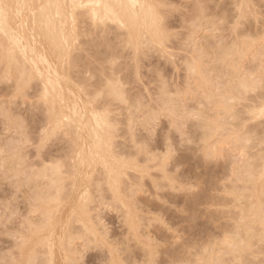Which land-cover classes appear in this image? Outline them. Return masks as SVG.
I'll list each match as a JSON object with an SVG mask.
<instances>
[{"label": "rangeland", "instance_id": "rangeland-1", "mask_svg": "<svg viewBox=\"0 0 264 264\" xmlns=\"http://www.w3.org/2000/svg\"><path fill=\"white\" fill-rule=\"evenodd\" d=\"M20 1H0V264H264V212L244 216L264 205V0H133L130 30L124 0ZM79 131L103 148L75 165Z\"/></svg>", "mask_w": 264, "mask_h": 264}, {"label": "bare ground", "instance_id": "bare-ground-1", "mask_svg": "<svg viewBox=\"0 0 264 264\" xmlns=\"http://www.w3.org/2000/svg\"><path fill=\"white\" fill-rule=\"evenodd\" d=\"M0 1H1V0H0ZM4 1L6 2V0H2V3H3ZM21 1H22V0H21ZM21 1H20V2H21ZM23 1H24V5H25V0H23ZM30 1H32V3H33V0H30ZM52 1H53V0H52ZM63 1H64V0H63ZM81 1H82V0H81ZM93 1H94V0H93ZM112 1H113V0H112ZM142 1H143V0H142ZM144 1H145V0H144ZM28 2H29V1H28ZM35 2H36V1H35ZM61 2H62V1H61ZM69 2H70V0H69ZM69 2H68V4H69ZM76 2H77V1H76ZM78 2H80V1H78ZM78 2H77V3H78ZM96 2H97V0L95 1V4H96ZM99 2H100V1H99ZM99 2H98V3H99ZM106 2L108 3V0H106ZM110 2H111V1H110ZM120 2H121V1H119V3H120ZM132 2H133V0H124V1H123L124 5H125V4H129V5H130V4H132ZM136 2H137V1H135L134 3H136ZM2 3H0L1 6H2ZM6 3H8V2H6ZM12 3H13V2H12ZM32 3H31V4H32ZM41 3H42V2H41ZM47 3H49V2L47 1ZM57 3H58V2H57ZM65 3H66V2H65ZM65 3H64V4H65ZM113 3H114V2H113ZM113 3H112V4H113ZM117 3H118V2H117ZM117 3H116V4H117ZM134 3H133V4H134ZM3 4H4V3H3ZM18 4H20V3L18 2ZM31 4H30V5H31ZM34 4H35V3H34ZM64 4H63V5H64ZM71 4H72V3H71ZM71 4H70V6H71ZM85 4L87 5L86 1H85ZM88 4H90V2H89ZM92 4H93V3H92ZM92 4H90V5H92ZM95 4H93V6H94ZM143 4H144V2H143ZM143 4H142V5H143ZM145 4H146V3H145ZM38 5H39V0H38ZM41 5H42V4H41ZM45 5H46V4H44V8L46 7ZM53 5H54V4H53ZM57 5H58V4H57ZM65 5H66V4H65ZM65 5H64V6H65ZM83 5H84V4H83ZM96 5H97V4H96ZM96 5H95V6H96ZM109 5H111V4H109ZM120 5H121V4H120ZM137 5H138V4H137ZM142 5H141V6H142ZM148 5H149V4H148ZM3 6H4V5H3ZM7 6L9 7V4H7ZM7 6H6V7H7ZM12 6L15 7V6H14V3H13ZM21 6H22V5H21ZM35 6H36V5H35ZM47 6L49 7V4H47ZM74 6H75V3H74V5H73V7H74ZM77 6H79V4H78ZM80 6H82V3H81ZM88 6H89V5H88ZM95 6H94L93 8H95ZM127 6H128V5H127ZM132 6H133V5H132ZM134 6H135V5H134ZM138 6H139V5H138ZM26 7H27V8H26ZM54 7H55V6H54ZM66 7H67V6H66ZM112 7H113V6H112ZM114 7H116V6H114ZM135 7H136V6H135ZM145 7H146V5H145ZM0 8H1V7H0ZM3 8L5 9V6H4ZM19 8H20V7H19ZM22 8H23V7H22ZM25 8L28 9V8H29L28 5L25 6ZM33 8H34V7H33ZM36 8H37V7H36ZM150 8H151V7H150ZM150 8H149V9H150ZM152 8H153V7H152ZM1 9H2V8H1ZM1 9H0V10H1ZM4 9H2V10H4ZM10 9H11V8H9V10H10ZM12 9H13V8H12ZM16 9H17V7H16ZM34 9H35V8H34ZM49 9H50V7H49ZM70 9H72V8H70ZM119 9H121V8L119 7ZM119 9L116 8L117 11L115 10V12H116V13L119 12ZM125 9H126V8H125ZM125 9H124V11H128V13H127V15H126L125 22H124L125 26L123 25V28H124V27H128V28H129L128 30H130V26H132L131 24H132V19H133V16H134V15L132 16V14H133L134 11H133V9L131 8V5H130L129 8H127L126 10H125ZM2 10H1V12H3ZM5 10H6V9H5ZM20 10H21V8H20ZM32 10H33V9H32ZM41 10H42V8H41ZM50 10H51V9H50ZM53 10H54V9H53ZM55 10L57 11V9H55ZM61 10H62V7H61ZM104 10H105V9H104ZM136 10H138V8H137ZM139 10H140V9H139ZM141 10H142V8H141ZM153 10H154V9H153ZM7 11H8V9H7ZM7 11H4V13L7 12ZM22 11H24V10H22ZM22 11H19V12L22 13ZM25 11H26V10H25ZM28 11H29V10H27V13H28V14H30V13L32 12L31 10H30L31 12H28ZM45 11H46L45 14L47 15V11H49V10H45ZM89 11H90V9H89ZM92 11H94V9H92ZM106 11H107V10H106ZM112 11H113V10H112ZM112 11H111V13H112ZM144 11H145V10H144ZM149 11H150V10H149ZM151 11H152V9H151ZM9 12L12 13L11 11H8V13H9ZM13 12H14V10H13ZM50 12H51V11H50ZM58 12H59V11H57V14H58ZM65 12H66V10H65ZM90 12H91V11H90ZM103 12H104V13H103ZM103 12H102V15H103V14L105 15V11H103ZM15 13L17 14V12H15ZM20 13H19V14H20ZM27 13H26V14H27ZM32 13H35V12H32ZM38 13H39V12H38ZM63 13H64V12H63ZM92 13H93V12H92ZM98 13H99V12H98ZM98 13H97V14H98ZM125 13H126V12H125ZM137 13H138V12H137ZM137 13H136V14H137ZM150 13H151V12H150ZM13 14H14V13H13ZM43 14H44V13H42V16L44 17ZM151 14H152V13H151ZM5 15H9V14H6V13H5ZM10 15H12V14H10ZM14 15H15V14H14ZM30 15H31V14H30ZM34 15H35V14H34ZM46 15H45V16H46ZM98 15H99V14H98ZM118 15H119V13H118ZM137 15H138V14H137ZM152 15H153V14H152ZM152 15H151V16H152ZM32 16H33V15H32ZM32 16H31V17H32ZM93 16H94V14H93ZM93 16H92V17H93ZM113 16H114V14H113ZM119 16H120V15H119ZM119 16H118V17H119ZM122 16H123V14H122ZM145 16L148 17V15H145ZM0 17H1V14H0ZM2 17H4V16H2ZM11 17H12V16H11ZM58 17H59V16H58ZM66 17H67V16H66ZM100 17H101V15H100ZM138 17H139V16H138ZM142 17H143V16H142ZM142 17H141V18H142ZM5 18H6V16H5ZM5 18H4V19H5ZM12 18H13V17H12ZM16 18H18V17H16ZM39 18H40V16H39ZM46 18H47V17H46ZM72 18H73V17H72ZM93 18H94V17H93ZM95 18H96V16H95ZM104 18L106 19V15H105V17H103L102 19H104ZM114 18H116V17H114ZM120 18H121V17H119V20H120ZM134 18H135V17H134ZM148 18H149V17H148ZM0 19H2V18H0ZM6 19H9V18H6ZM37 19H38V15H37ZM44 19H45V18H44ZM47 19H48V18H47ZM97 19H99V18H97ZM100 19H101V18H100ZM107 19H108V18H107ZM110 19H111V18H110ZM137 19H139V18H137ZM137 19H135V21H136ZM151 19L153 20V18H151ZM14 20H16V19L14 18ZM14 20L12 21L13 26H15V24H18L17 22H15V24H14ZM34 20H35V16H34ZM59 20H60V19H59ZM64 20H65V19H64ZM69 20H70V19H69ZM108 20H109V19H108ZM119 20H118V21H119ZM121 20H123V19H121ZM140 20L143 21V19H140ZM144 20H145V18H144ZM149 20H150V19H149ZM0 21H2V20H0ZM51 21H53V18L51 19ZM57 21H58V20H57ZM61 21H62V20H61ZM66 21H67V19H66ZM72 21H73V19L71 20V22H72ZM114 21H115V19H114ZM150 21H151V20H150ZM5 22H6V21H5ZM5 22H4V24H5ZM8 22H10V20H8ZM30 22H31V21H30ZM36 22H37V21H36ZM43 22H44V20H43ZM47 22H48V21H47ZM63 22H64V21H63ZM115 22H117V21H115ZM122 22H123V21H122ZM122 22H119V23H122ZM139 22H140V21H139ZM147 22H148V21H147ZM12 23H10V24L12 25ZM31 23H32V22H31ZM53 23H54V21H53ZM113 23H114V22H113ZM119 23H117V26H118ZM1 24H2V22H1ZM10 24H9V26H10ZM28 24H29V23H28ZM28 24H27V25H28ZM33 24H34V21H33ZM54 24H55V23H54ZM60 24H61V23H60ZM63 24H64V23H63ZM140 24H143V22L140 23ZM140 24H139V25H140ZM144 24H145V21H144ZM150 24H151V22H150ZM6 25H7V23L5 24V26H6ZM31 25H32V24H31ZM45 25H46V24H45ZM61 25H62V24H61ZM67 25H68V24H67ZM70 25H72V24H70ZM120 25H121V24H119V26H120ZM133 25H134V24H133ZM148 25H149V22H148ZM151 25H152V24H151ZM29 26H30V25H29ZM40 26H41V24H40ZM47 26H48V25H47ZM55 26H56V25H55ZM62 26H63V25H62ZM65 26H66V25H65ZM115 26H116V25H115ZM117 26H116V27H117ZM140 26H141V25H140ZM144 26H146V24H145ZM153 26H154V25H153ZM6 27H8V26H6ZM16 27H17V25H16ZM34 27H35V26H34ZM48 27H49V26H48ZM138 27H139V26L137 25V28H138ZM2 28H3V26H2ZM2 28L0 27V29H2ZM10 28H11V27H9V29H10ZM14 28H15V27H14ZM30 28L33 29L32 26H31ZM44 28H45V26H44ZM52 28H53V27H52ZM67 28H68V27H67ZM121 28H122V25H121ZM131 28H132V32H133V29L136 31L135 28H133V27H131ZM141 28H143V25H142ZM141 28H140L139 30H141ZM26 29H28V27H27ZM26 29H25L26 32H27L28 30L30 31V29H28V30H26ZM45 29H46V28H45ZM48 29H49V28H48ZM54 29H55V27H54ZM54 29H53V30H54ZM125 29H127V28H125ZM147 29H148V28H147ZM147 29H145V30H147ZM149 29H150V27H149ZM2 30L4 31V29H2ZM5 30H6V28H5ZM11 30H14V29H11ZM35 30H36V28H35L33 31H35ZM59 30H60V29H59ZM69 30H71V27L69 28ZM69 30H68V31H69ZM0 31H1V30H0ZM14 31H16V30H14ZM22 31H23V30H22ZM38 31H40V30L38 29ZM55 31H56V30H55ZM61 31L63 32V30H61ZM61 31H60V32H61ZM125 31H126V30H125ZM152 31H153V28H152ZM11 32H13V31H11ZM36 32H37V30H36ZM40 32H41V31H40ZM44 32H45V31H43V33H44ZM48 32H49V31H48ZM48 32H47V33H48ZM60 32H59V33H60ZM263 32H264V31H263ZM4 33H5V32H4ZM4 33H3V34H4ZM16 33H17V35L19 34L18 31H16ZM33 33H34V32H33ZM33 33H32V35L34 36ZM50 33H52V32H50ZM55 33H57V32H55ZM59 33H58V34H59ZM126 33H128V32H126ZM126 33H125V34H126ZM133 33H134V32H133ZM1 34H2V33H1ZM3 34H2V35H3ZM6 34H9V33L7 32V30H6ZM6 34H5L4 36L7 37ZM12 34H13V33H12ZM22 34H23V33H22ZM30 34H31V33H30ZM38 34H39V33H38ZM61 34H62V33H61ZM152 34L154 35V32H153ZM263 34H264V33H263ZM32 35H31V36H32ZM44 35H45V34H44ZM48 35H49V34H48ZM64 35H66V34H64ZM136 35H137V34H136ZM153 35H152L153 39H156V38H154ZM4 36H3V38H4ZM20 36H21V35H20ZM54 36H55V35H54ZM59 36H60V34L58 35V38H59ZM126 36H130V35H126ZM138 36H139V34H138ZM1 37H2V36H1ZM9 37H11V36H9ZM9 37H8V38H9ZM14 37H15V36H14ZM38 37H39V36H38ZM42 37H43V35H42ZM49 37H50V36H49ZM135 37H136V36H135ZM11 38H12V37H11ZM21 38H23V35L21 36ZM32 38H33V37H32ZM43 38H44V37H43ZM43 38H42V39H43ZM67 38H68V37H67ZM127 38H128V37H127ZM133 38H134V36H133V34H132V39H133ZM139 38H140V37H139ZM12 39H13V38H12ZM23 39H24V38H23ZM47 39H48V38H47ZM32 40H33V39H32ZM38 40H40V39H38ZM38 40H37V41H38ZM56 40H57V39H56ZM134 40H135V39H134ZM5 41H6V40H5ZM8 41H9V40H7V42H8ZM20 41H21V39H20ZM44 41H45V39H44ZM48 41H49V39H48ZM60 41H61V40H59V42H60ZM67 41H68V40H67ZM130 41H131V40L129 39V42H130ZM132 41H133V40H132ZM2 42H3V41H2ZM7 42H6V43H7ZM10 42H11V41H10ZM38 42H39V41H38ZM61 42H62V41H61ZM129 42H128V43H129ZM156 42H157V40H156ZM242 42H243V41H242ZM242 42H241V44H242ZM13 43H14V42H13ZM15 43H16V42H15ZM34 43H35V42H34ZM34 43H31V44H34ZM43 43H44V42H43ZM43 43H41V44H43ZM66 43H67V42H66ZM132 43H133V42H132ZM16 44H17V43H16ZM37 44H38V43H37ZM41 44H40V45H41ZM49 44H51V43L49 42ZM55 44H56V43H55ZM135 44H136V43L134 42V45H133V44H132V45L135 46ZM138 44H139V43H138ZM243 44H244V45H247V43H246V44L243 43ZM1 45H2V44H1ZM14 45H15V44H14ZM40 45L38 44V46H40ZM45 45H46V44H45ZM56 45H57V44H56ZM69 45H70V44H69ZM244 45H242V46L244 47ZM248 45H249V44H248ZM248 45H247V46H248ZM3 46H4V45H3ZM7 46H11V45H9V44L7 43ZM12 46H13V44H12ZM12 46H11V47H12ZM16 46H17V45H16ZM25 46H26L25 44H24V46H23V44H22V47L26 48ZM36 46H37V45H35V47H36ZM48 46H49V45H48ZM48 46H47V47H48ZM50 46H52V45H50ZM4 47H5V46H4ZM18 47H19V46H18ZM35 47H34V48H35ZM40 47L42 48V46H40ZM40 47H39V48H40ZM45 47H46V46H45ZM56 47H57V46H56ZM243 47H242V48H243ZM249 47H250V46H249ZM0 48H1V47H0ZM19 48H20V47H19ZM36 48H37V47H36ZM43 48H44V47H43ZM244 48H245V47H244ZM5 49H6V48H5ZM5 49H3V51H5ZM13 49H14V48H13ZM17 49H18V48H17ZM29 49H30V48H29ZM47 49H48V48H47ZM65 49H66V48H65ZM262 49H263V48H262ZM6 50H7V49H6ZM8 50H9V49H8ZM11 50H12V48H11ZM20 50H21V49H20ZM24 50H25V49H24ZM24 50H23V51H24ZM32 50H33V49H32ZM51 50H52V49H51ZM240 50H241V49H240ZM245 50H246V48H245ZM245 50H244V51H245ZM247 50H249V49H247ZM256 50H257V47H256ZM13 51H14V50H13ZM28 51H29V50H28ZM30 51H31V50H30ZM39 51H40V49H39ZM42 51H43V49H42ZM42 51H40V52H42ZM57 51H58V49H57ZM57 51H56V52H57ZM236 51H237V50H236ZM242 51H243V50H242ZM242 51H241V52H242ZM244 51H243V52H244ZM8 52L10 53L11 51H7V53H8ZM25 52H26V50H25ZM34 52H35V51H34ZM45 52H46V51H45ZM45 52H44V53H45ZM50 52H52V51H50ZM5 53H6V52H5ZM12 53H13V52H12ZM15 53H16V52H15ZM17 53H18V52H17ZM20 53H21V51H20ZM23 53H24V52H23ZM28 53H31V52H28ZM37 53H38V52H37ZM61 53H62V52H61ZM237 53H239V52L237 51ZM262 53H264V52H262ZM21 54H22V53H21ZM21 54H20V55H21ZM48 54H49V53H48ZM51 54H52V53H51ZM240 54H241V53H239V55H240ZM243 54H244V53H243ZM243 54H241L240 56H242ZM0 55H1V54H0ZM2 55H3V54H2ZM6 55H7V54H6ZM8 55H9V54H8ZM8 55H7V56H8ZM13 55H14V54H13ZM13 55H12V56H13ZM23 55H24V54H23ZM26 55H27V53H26ZM35 55H36V54H35ZM38 55H39V54H38ZM30 56H31V55H30ZM42 56H43V54H42ZM42 56H41V54H40V59H39V60H41V57H42ZM253 56H254V55H253ZM24 57H25V56H24ZM28 57H29V56H28ZM37 57H38V56H37ZM43 57H44V56H43ZM43 57H42V58H43ZM46 57H48V56H46ZM46 57H44V59H46ZM7 58H8V57H7ZM9 58H11V57H9ZM9 58H8V59H9ZM31 58H33V57H31ZM250 58H251V57H250ZM24 59H25V58H24ZM44 59H42V60H44ZM56 59H57V56H56ZM29 60H30V59H28L27 61H29ZM32 60H33V59H31L30 62H32ZM36 60H37V58H36ZM42 60H41V62H42ZM54 60H55V59H54ZM58 60H59V58H58ZM45 61H46V60H45ZM45 61H44V62H45ZM47 61H48V60H47ZM50 61H51V59H50ZM44 62H43V63H44ZM56 62H57V61H56ZM52 63H53V62H52ZM31 64H32V63H31ZM45 64H46V62L44 63V65H45ZM53 64H54V63H53ZM53 64H52V65H53ZM29 65H30V64H29ZM50 65H51V64H50V62H49V64H48V70H49V66H50ZM52 65H51V66H52ZM32 67H33V66H32ZM46 68H47V64H46ZM55 68H56V66H55ZM50 69H51V68H50ZM35 70H36V68H35ZM52 71H53V70H52ZM54 71H57V70H54ZM48 72H49V71H48ZM48 72H47V73H48ZM57 72H58V71H57ZM57 72H56V75H57V80H58V78H61V77H58L59 73L57 74ZM12 73H13V72H12ZM9 74H10V73H9ZM13 74H14V73H13ZM48 74H49V73H48ZM50 75H53V74L50 73ZM60 76H61V75H60ZM51 77H52V76H51ZM53 79H54V77H53L51 80H53ZM62 79H63V78H61V80H62ZM47 81H48V79H47ZM62 81H63V80H62ZM66 81H67V80H66ZM60 82H61V81H60ZM52 83H53V82H52ZM56 83H59V82L57 81ZM61 83H62V82H61ZM63 83H64V84H62V85H65V82H63ZM50 84H51V83H50ZM67 84H68V83H67ZM69 84H70V82H69ZM53 85H54V83H53ZM60 85H61V84H59V86H60ZM242 85H243V84H242ZM44 86H46V84H45ZM65 86H66V85H65ZM66 87H67V86H66ZM66 87H65V91L68 89V87H70L71 89H73L72 86H69V85H68L67 89H66ZM112 87H113V86H112ZM112 87H111V88H112ZM45 89H46V87H45ZM55 89H56V88H55ZM59 89H60V88H59ZM109 89H110V88H109ZM114 89L116 90L115 87H114ZM48 90H50V89H48ZM48 90H47V91H48ZM52 90H53V89H52ZM110 90H112V89H110ZM110 90H109V92H107V93H110ZM45 91H46V90H45ZM69 91H70V90H69ZM72 91H73V90H72ZM72 91H70V92H72ZM76 91H77V90H76ZM116 91H117V90H116ZM48 92H49V91H48ZM50 92H51V91H50ZM53 92H55V91L53 90ZM111 92H113V91H111ZM114 92H115V91H114ZM114 92L112 93L113 95H114ZM77 93H78V92H77ZM49 94H50V93H49ZM54 94H55V93H54ZM70 94H71V93H70ZM110 94H111V93H110ZM51 96H52V93H51ZM63 96H64V95H63ZM65 96H66V95H65ZM111 96H112V95H111ZM73 97H74V96H73ZM114 97H115V96H114ZM118 97H120V96H118ZM118 97H117V98H118ZM47 98H48V97H47ZM52 98H53V97H52ZM78 98H79V97H78ZM48 99L50 100V98H48ZM54 99H56V97H54ZM68 99H69V98H68ZM230 99H231V98H230ZM59 100H60V99H59ZM75 100H76V97H75ZM84 100H85V99H84ZM50 101L52 102V100H50ZM56 101H57V99H56ZM77 101H78V100H77ZM85 101H86V100H85ZM66 102H67V101H66ZM87 102H88V101H87ZM57 103H58V102H57ZM71 103H72V102H71ZM75 103H76V102H75ZM88 104H89V103H88ZM51 105H53V104H51ZM59 105H60V104L58 103L57 106H59ZM76 105H79V104H76ZM76 105H75V107H76ZM82 105H83V103H82ZM85 105H86V104H85ZM89 105H90V104H89ZM48 106H49V105H48ZM57 106H56L55 109H57ZM71 107H72V104H71ZM79 107H80V106H79ZM82 107H83V106H82ZM52 108H53V107H52ZM59 108H60V106H59ZM90 108H91V107H90ZM49 109L51 110V108H49ZM49 109H47V110H49ZM84 109H85V108H84ZM84 109H83V110H84ZM50 110H49V111H50ZM57 110H58V109H57ZM59 110H60V109H59ZM78 110L81 111V109H78ZM65 111H66V110H65ZM71 111H74V110H73V107H72V110H71ZM88 111H89V110H88ZM205 111H206V110H205ZM54 112H55V111H54ZM206 112H207V111H206ZM48 113H49V112H48ZM57 113H58V111H57ZM62 113H63V112H62ZM209 113H211V112H209ZM52 114H53V113H52ZM76 114H77V112H76ZM79 114H81V113H78V115H79ZM83 114H84V116H85V110H84V113H83ZM94 114H95V113H94ZM53 115H54V114H53ZM60 115H61V114H60ZM74 115H75V112H74ZM92 115H93V114H92ZM49 116H50V113H49ZM64 116H65V115H64ZM61 117H62V116H61ZM76 117H77V115H76ZM50 118H51V117H50ZM64 118H66V116H65ZM81 118H82V117H81ZM93 118H94V116L92 117V119H93ZM48 119H49V117H48ZM62 119H63V118H62ZM66 119H67V118H66ZM49 120H50V119H49ZM64 120H65V119H64ZM60 121H62V120L60 119ZM67 121H69V120H67ZM67 121H66V122H67ZM70 121H72L73 123L75 122V121H73V120H70ZM70 121H69V125L71 124ZM62 122H63V121H62ZM62 122H61V123H62ZM66 122H65V123H66ZM97 122H98V120H97ZM75 123H76V122H75ZM78 123H79V121H78ZM88 123H89V122H88ZM98 123H99V122H98ZM105 123H106V122H105ZM72 125H73V124H72ZM74 125H75V124H74ZM74 125H73V127H74ZM76 125H77V124H76ZM79 125H80V124H79ZM84 125H85V124H84ZM99 125H100V123H99ZM104 125H106V124H104ZM92 126H93V125H92ZM100 126H101V125H100ZM107 126H108V125H107ZM80 127H81V126H80ZM80 127H79V128H80ZM102 127H103V126H101V128H102ZM105 127H106V126H105ZM105 127H104V128H105ZM93 128H94V126H93ZM74 129H75V128H74ZM79 130H81V129H79ZM102 130H103V128H102ZM85 131H86V130H85ZM93 131H94V130H93ZM105 131H106V128H105L104 132H105ZM87 132H88V131H87ZM108 132H109V131H108ZM108 132H106V133H108ZM74 133H75V130H74ZM74 133H73V134H74ZM81 133H82V132H81ZM99 133H100V132H99ZM77 134H78V133H77ZM77 134H76V136H77ZM108 134H110V133H108ZM80 135H81V134H80V131H79V136H78V138L76 137V139H75V148L72 147V150L74 149V151L76 150V152H75V153L72 152V153H73V160H71V164H72V163H73V164L75 163V165H76L77 161H78L79 158H80V157H79V154L81 153V151L83 152L84 149H85V150L87 149L86 151H87V154H88L89 151H90V153H91V148H92V147H98V146H101V145H102V144H101V140H100L101 138L99 139V137H98L99 140H95V141L91 140L90 137H87V138L85 137V139L80 140V138H79ZM95 135H96V134H95ZM110 135H111V134H110ZM81 136H82V135H81ZM84 136H85V135H84ZM88 136H89V135H88ZM97 136H98V134H97ZM73 137H74V135H73ZM82 137H83V136H82ZM96 138H97V137H96ZM106 139H107V141H108V143H106V144H109V142L112 141L111 139H113V136H112V138L110 139V141L108 140V139H109L108 137H107ZM99 141H100V142H99ZM105 141H106V140H105ZM72 142H73V141H72ZM73 144H74V143H73ZM112 144H113V142H112ZM109 145H110V144H109ZM111 146H113V145H111ZM105 147H106V145H105ZM102 148H103V145H102ZM106 148H107V147H106ZM109 148H110V147L108 146V149H109ZM94 149H95V148H94ZM110 149H111V151H112V148H110ZM104 150H105V149H104ZM106 150H107V149H106ZM98 151L100 152V150H98ZM96 152H97V150H96ZM99 152H97V153L99 154ZM70 154H71V153H70ZM102 154H104V153H103V150H102ZM110 154H111V153H110ZM91 155H92V153H91ZM104 155H105V154H104ZM113 155H114V153L112 154V156H113ZM60 156H61V155H60ZM85 156H86V154H85ZM71 157H72V156H71ZM71 157H70V158H71ZM91 157H93V156H91ZM103 158L105 159L106 157H103ZM113 158H114V157H113ZM108 159H109V158H108ZM115 160H116V159H115ZM110 161H113V160H110ZM110 161L108 162L109 165H110V163H111ZM99 162H101V160H99ZM105 162H106V160H105ZM69 163H70V162H69ZM95 163H96V162H94V164H95ZM114 163H115V162H114ZM119 163H120V162H119ZM84 164H86V162H85ZM90 165H91V164H90ZM92 165H93V164H92ZM72 166H73V165H72ZM119 166H120V165H119ZM112 167H113V166H112ZM89 168H90V166H89ZM92 168H93V166H92ZM81 170H82V169H81ZM90 170H91V168H90ZM109 170H110V166H109ZM72 171H73V173H72V172H71V173L74 174L75 169L72 170ZM112 171H113V170H112ZM85 172H86V171H85ZM101 172H102V171H101ZM110 172H111V171H110ZM89 173H90V171H89ZM102 173H103V176H105V180L109 182V181H110V178H109V176H108V173H109V172H108V170H107L106 167H104ZM72 174H71V175H72ZM77 174H78V173H77ZM85 174H86V173H85ZM104 174H105V175H104ZM111 174H112V173H111ZM75 175H76V174H75ZM92 175H93V174H92ZM58 176H59V174H58ZM61 176H63V175H61ZM61 176H60V177H61ZM86 176H88V175H86ZM63 177H64V176H63ZM80 177H81V176H80ZM88 177H89V176H88ZM88 177H87V178H88ZM91 177H92V176H91ZM111 177H112V176H111ZM57 178H58V177H57ZM61 178H62V177H61ZM61 178H60V179H61ZM64 179H65V178H64ZM72 179H74V177H73ZM81 179H82V178H81ZM111 179H112V178H111ZM90 180H91V178H90ZM52 181L56 183L58 180H57V181L52 180ZM52 181L50 182V184L53 183ZM71 181H72V180H71ZM73 181H74V180H73ZM73 181H72V182H73ZM88 181H89V180H88ZM75 182H76V181H75ZM75 182H73L74 185H72V186H74V188H75ZM86 182H87V180H86ZM60 183H62V182H60ZM77 183H78V180H77ZM63 184H64V183H63ZM88 184H89V183H88ZM54 185H55V184H54ZM56 185H58V184H56ZM64 185H65V184H64ZM86 185H87V184H86ZM51 186H52V185H51ZM78 187H79V186H78ZM59 188H60V187H59ZM72 188H73V187H72ZM74 188H73V189H74ZM55 189H56V188H55ZM69 189H70V188H69ZM83 189H85V188H83ZM255 189H256V188H254L253 191H255ZM61 190H62V188H61ZM80 190H81V189H80ZM256 190H257V189H256ZM62 191H63V190H62ZM75 191H76V189H75ZM89 191H90V190H88V192H89ZM46 192H47V191H46ZM48 192H49V191H48ZM50 192H51V191H50ZM69 192H70V191H69ZM77 192H78V191H77ZM81 192L83 193V190H82ZM55 193H56V192H55ZM59 193H60V192H59ZM70 193H72V192H70ZM74 193H75V192H74ZM82 193H80V195H81ZM90 193H91V192H89V195H90ZM68 194H69V193H68ZM77 194H78V193H77ZM83 194H84V193H83ZM253 194H254V192H253ZM54 195H55V194H54ZM65 195H66V194H65ZM65 195H64V196H65ZM254 195H255V194H254ZM259 195H260V193H259ZM259 195H258V197H259ZM59 196H60V195H59ZM70 196H71V194H70ZM73 196H74V195H73ZM56 197H57V196H56ZM83 197H84V196H83ZM49 198H50V197H49ZM51 198L54 200L53 197H51ZM51 198H50V199H51ZM61 198H62V197H60L59 199L61 200ZM67 198H70V197L67 196ZM77 198H80L79 195H78ZM90 198H92V196H90ZM254 198H255V197H254ZM59 199H58V200H59ZM65 199H66V198H65ZM70 199H71V198H70ZM75 199H76V198H75ZM80 199H81V198H80ZM88 199H89V198H88ZM256 199H257V197H256ZM48 200H49V199H48ZM53 200H52V201H53ZM60 200H59V201H60ZM68 200H69V199H68ZM71 200H73V199H71ZM81 200H82V199H81ZM81 200H80V201H81ZM86 200H87V199H86ZM90 200H91V199H90ZM260 200H261V199H260ZM56 201H57V200H56ZM77 201H78V200H77ZM254 201H255V200H254ZM261 201H262V200H261ZM261 201H260V204H259V203L257 202V200H256V203H257V204H256V203L253 204V205H254V208L252 209L251 213H249V214H244L245 218L247 217V220H249V221L252 220V221H253V219L256 218V216H257L258 213L261 214V213L264 212V205H261V203H263V202H261ZM53 202H54V201H53ZM53 202H52V204H53ZM84 202H85V201H84ZM84 202H83V203H84ZM88 202H89V201H88ZM252 202H253V201H252ZM252 202H251V203H252ZM47 203H49V202H47ZM58 203H59V202H58ZM58 203H56V204H58ZM62 203H63V202H62ZM71 203H72V202H71ZM81 203H82V202H81ZM251 203H250V205H251ZM56 204H55V205H56ZM73 204H75V203L73 202ZM73 204H72V206H73ZM77 204H78V202H77ZM255 204H256V205H255ZM53 205H54V204H53ZM69 205H70V204H69ZM74 206H75V205H74ZM80 206H82V205H80ZM86 206H87V205H86ZM58 207H59V206H58ZM67 207H68V205H67ZM82 207H83V206H82ZM69 208H70V207H69ZM74 208H75V207H74ZM80 208H81V207H80ZM86 208H87V207H86ZM250 208H251V207H250ZM250 208H249V209H250ZM49 209H50V208H49ZM49 209H48V212L50 211ZM53 209H54V208H53ZM89 209H90V208H89ZM51 210H52V208H51ZM84 210L87 211L88 209H84ZM242 210L244 211V209H242ZM242 210H241V208H240V212H241ZM53 211H54V210H53ZM56 211H57V210H56ZM248 211H249V210H248ZM260 211H263V212H260ZM62 212H63V211H62ZM62 212H61V213H62ZM65 212H66V210H65ZM67 212H68V208H67ZM69 212H71V211H69ZM79 212H80V214H82L81 211H79ZM61 213L59 212V215H60ZM83 213H84V212H83ZM242 213H244V212H242ZM53 214H54V212H53ZM55 214L57 215V213H55ZM85 214H86V213H85ZM64 215H65V213H64ZM64 215H63V217H64ZM66 215H67V213H66ZM66 215H65V216H66ZM88 215H89V214H88ZM248 215H249V217H248ZM258 215H259V214H258ZM50 216H51V215H50ZM50 216H49L48 218H50ZM84 216H86V215H83V217H84ZM259 216L261 217V215H259ZM58 217H59V216H58ZM61 217H62V216H61ZM88 217H89V216H88ZM257 217H258V216H257ZM262 217H263V216H262ZM86 218H87V217H86ZM86 218H85V219H86ZM245 218H242V219H245ZM56 219H57V218H56ZM58 219H59V218H58ZM83 219H84V218H83ZM88 219H90V217H89ZM88 219H86V220H88ZM254 220H255V219H254ZM256 220H257V219H256ZM261 220H262V219H261ZM261 220H259V221H261ZM48 221H49V220H48ZM59 221H60V220H59ZM244 221H246V220H244ZM257 221H258V220H257ZM248 223H249V226H248V225L246 226V223H245V227L247 228V229L245 230V234H246V233H249V234H250V232H251L250 230L253 228V227H252V228L250 227V222H248ZM248 223H247V224H248ZM259 223H260V222H259ZM61 224H62V222H61ZM252 226H253V225H252ZM64 227H65V226H64ZM64 227H63V228H64ZM67 227H69V226H67ZM63 228H62V233H63ZM90 228H91V227H90ZM93 228H94V227H93ZM93 228H92V229H93ZM49 229H50V227H49ZM92 229H91V230H92ZM261 229H262V228H261ZM69 230H70V229H69ZM69 230L67 229V231H69ZM94 230H96V228H95ZM34 231H35V230H34ZM51 231H52V230H51ZM238 231H239V230H238ZM249 231H250V232H249ZM92 232H93V231H92ZM252 232H253V230H252ZM48 233H49V231H48ZM52 233H54V232H52ZM93 233H95V232H93ZM96 233H97V232H96ZM49 234H50V233H49ZM249 234H248V235H249ZM45 235H46V234H45ZM45 235H44V236H45ZM52 235H53V234H52ZM52 235H51V236H52ZM55 235H56V233H55ZM61 235H64V234H61ZM67 235H68V234H67ZM69 235H70V232H69ZM93 235H94V234H93ZM95 235H96V234H95ZM263 235H264V234H263ZM263 235H261V236H263ZM42 236H43V235H42ZM46 236H47V235H46ZM48 236H49V235H48ZM57 236H59V235L57 234ZM232 236H233V235H232ZM99 237H100V236H99ZM238 237H239V236H238ZM245 237H247V236L245 235ZM248 237H250V236H248ZM39 238H40V237H39ZM39 238H35V239H37L36 241H37L38 243L41 241V240L38 241ZM52 238L54 239L53 236H52ZM55 238H57V237H55ZM62 238H63V237H62ZM67 238H68V237H67ZM72 238H73V237H72ZM72 238H71V239H72ZM262 238H264V237H262ZM40 239H41V238H40ZM49 239H51V237H50ZM53 239H52V240H53ZM58 239H59V237H58ZM64 239H66V238H63V240H64ZM73 239H74V238H73ZM101 239H102V238H101ZM248 239H249V238H248ZM258 239H259V238H258ZM28 240H29V238L27 239V241H28ZM30 240H31V239H30ZM32 240H34V239H32ZM47 240H48V239H47ZM69 240H70V239H69ZM259 240H262V239H259ZM55 241H56V240H55ZM58 241H59V240H58ZM61 241H62V240H61ZM247 241L249 242V240H247ZM247 241H246V242H247ZM31 242H32V241H31ZM47 242H48V241H47ZM47 242H46V244H47ZM49 242H50V241H49ZM49 242H48V243H49ZM56 242H57V241H56ZM68 242H70V241H68ZM248 242H247V243H248ZM54 243H55V242H53V243L50 242L51 245L54 244ZM247 243H246V245H245V248H246V246H247ZM28 244H30V243H28ZM31 244H32V243H31ZM33 244H36V243H35V240H34V243H33ZM58 244H59V242H58ZM58 244H57V245H58ZM61 244H62V243H61ZM65 244H68V243H66V241H65ZM244 244H245V243H244ZM72 245H73V243H72ZM251 245H252V244H251ZM24 246H25V243H24ZM52 246H53V245H52ZM52 246H51V247H52ZM61 246H62V245H61ZM63 246H64V243H63ZM63 246H62V247H63ZM68 246H70V245L68 244ZM73 246H74V245H73ZM242 246H243V245H242ZM53 247H54V246H53ZM64 247H65V246H64ZM70 247H71V246H70ZM237 247H240V245H239V246L237 245ZM247 247L250 248L249 246H247ZM23 248H24V247H23ZM56 248H57V247H56ZM59 248H60V246H59ZM66 248H67V250H68L69 247H66ZM66 248H65V249H66ZM248 248H246V249H248ZM20 249H21V248H20ZM49 249H50V248H49ZM51 249H52V248H51ZM62 249H63V251L65 250L64 248H62ZM62 249H60V250H62ZM71 249H72V247H71ZM74 249H75V251H77L76 248H74ZM214 249H215V248H214ZM234 249H235V248H234ZM239 249H240V248H239ZM23 250H24V249H23ZM30 250H31V248H30V246H29V251H30ZM46 250H47V249H46ZM46 250H44V251H46ZM52 250H53V249H52ZM54 250H55V248H54ZM67 250H66V252L68 253V251L70 250V248H69L68 251H67ZM26 251H27V250H26ZM29 251H28V252H29ZM32 251H34L33 248H32ZM32 251H31V252H32ZM57 251H58V250H57ZM63 251H62V252H63ZM232 251H233V250L231 249V252H232ZM236 251H237V250H236ZM241 251H242V250H240L239 252H241ZM21 252H23V251H21ZM28 252H26V254H28ZM31 252H30V254H31ZM46 252H47L48 255H49L50 252H49L48 250H47ZM54 252H55V251H54ZM62 252H61V253H62ZM66 252H65V253H66ZM239 252H238V253H239ZM24 253H25V252H24ZM32 253L34 254V252H32ZM42 253H43V252H42ZM58 253H59V251H58ZM65 253H64V254H65ZM74 253H76V252H74ZM77 253H78V251H77ZM232 253H234V252H232ZM19 254H20V252H19ZM21 254H22V253H21ZM51 254H52V252H51ZM53 254L56 256V253H53ZM62 254H63V253H62ZM69 254H70V253H69ZM69 254L66 255V256H69ZM23 255H24V254H23ZM48 255H47V256H48ZM59 255H60V254H59ZM235 255H236L235 258H237V257H238L237 254H235ZM238 255H239V254H238ZM24 256H25V255H24ZM24 256H23V258H24ZM30 256H32V255H30ZM30 256H29V257H30ZM50 256H51V255H49V256L47 257V261L45 260V261H46V264H50V263L52 264V262H54V261H52V260L55 259V258H53V257H55V256L52 257L53 259H51ZM74 256H75V255H74ZM27 257H28V256H27ZM37 257H38V256H37ZM64 257H65V256H64ZM127 257L129 258V256H127ZM31 258H32V257H31ZM40 258L42 259V257H40ZM65 258H66V257H65ZM68 258H69V257H68ZM70 258H71V257H70ZM26 259H27V258H26ZM56 259H57V257H56ZM72 259H73V258H72ZM74 259H75V258H74ZM74 259H73V260H74ZM211 259H212V257H211ZM24 260H25V259H24ZM28 260H29V259H28ZM61 260H62V259H61ZM65 260H66V259H65ZM65 260H64V261H65ZM69 260H71V259H69ZM69 260H67V261H69ZM73 260H72V261H73ZM75 260H76V259H75ZM127 260H128V259H127ZM208 260H209V259H208ZM25 261H26V260H25ZM25 261H24V262H25ZM57 261H58V260H57ZM76 261H77V260H76ZM212 261H213V260H212ZM238 261H239V257H238ZM29 262H30V261H29ZM55 262H56V261H55ZM69 262H70V261H69ZM74 262H75V261H74ZM74 262H73V264H74ZM25 263H27V262H25ZM25 263H24V264H25ZM42 263H43V262H42ZM65 263H66V261H65ZM65 263H64V264H65ZM76 263H77V262H76ZM208 263H209V262H208ZM208 263H207V264H208ZM211 263H212V262H210V264H211ZM20 264H21V263H20ZM59 264H60V260H59ZM62 264H63V263H62ZM68 264H70V263H68ZM77 264H78V263H77Z\"/></svg>", "mask_w": 264, "mask_h": 264}]
</instances>
